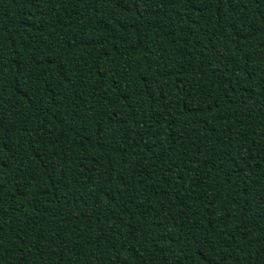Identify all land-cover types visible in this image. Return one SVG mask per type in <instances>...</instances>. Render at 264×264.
I'll return each mask as SVG.
<instances>
[{"label":"trees","instance_id":"16d2710c","mask_svg":"<svg viewBox=\"0 0 264 264\" xmlns=\"http://www.w3.org/2000/svg\"><path fill=\"white\" fill-rule=\"evenodd\" d=\"M0 264H264V0H0Z\"/></svg>","mask_w":264,"mask_h":264}]
</instances>
